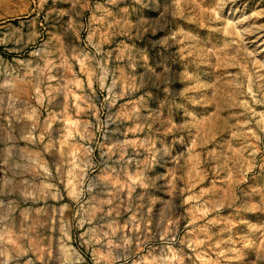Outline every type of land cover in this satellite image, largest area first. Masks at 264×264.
I'll return each instance as SVG.
<instances>
[{
  "label": "rangeland",
  "instance_id": "rangeland-1",
  "mask_svg": "<svg viewBox=\"0 0 264 264\" xmlns=\"http://www.w3.org/2000/svg\"><path fill=\"white\" fill-rule=\"evenodd\" d=\"M0 264H264V0H0Z\"/></svg>",
  "mask_w": 264,
  "mask_h": 264
},
{
  "label": "bare ground",
  "instance_id": "bare-ground-1",
  "mask_svg": "<svg viewBox=\"0 0 264 264\" xmlns=\"http://www.w3.org/2000/svg\"><path fill=\"white\" fill-rule=\"evenodd\" d=\"M3 20V19H2Z\"/></svg>",
  "mask_w": 264,
  "mask_h": 264
}]
</instances>
